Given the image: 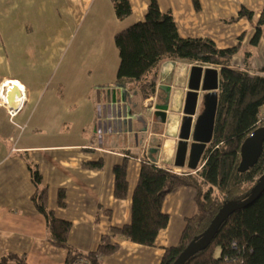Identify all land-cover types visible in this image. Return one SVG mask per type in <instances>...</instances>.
I'll use <instances>...</instances> for the list:
<instances>
[{
  "label": "crops",
  "instance_id": "obj_1",
  "mask_svg": "<svg viewBox=\"0 0 264 264\" xmlns=\"http://www.w3.org/2000/svg\"><path fill=\"white\" fill-rule=\"evenodd\" d=\"M129 2L131 14L118 19L111 0H0V84L16 83L21 91L10 106H19L13 117L0 98V256L14 253L27 264H64L67 255L47 239L45 218L31 200L34 185L24 155L40 170L48 207L71 223L68 242L80 252L95 250L111 225L130 221L141 166L137 155L145 145L156 164L177 168L173 162L193 64L163 60L156 91L146 99L115 84L114 34L143 20L149 4ZM157 2L161 11L171 12L180 36L208 37L226 48L243 35L231 65L246 70L245 52L249 73L264 65V32L257 46L250 44L264 0H198L199 8L192 0ZM241 7L254 11V18L231 20ZM114 104L122 124L116 131H99L106 105L109 113ZM124 158L128 192L118 199L112 168ZM98 159L101 169L82 166ZM60 188L64 206L57 203ZM195 196L193 187L174 188L162 204L168 223L154 244L121 239L119 249L100 264H160L164 249L178 243L187 218L196 213Z\"/></svg>",
  "mask_w": 264,
  "mask_h": 264
},
{
  "label": "trees",
  "instance_id": "obj_2",
  "mask_svg": "<svg viewBox=\"0 0 264 264\" xmlns=\"http://www.w3.org/2000/svg\"><path fill=\"white\" fill-rule=\"evenodd\" d=\"M192 2L199 8L198 0ZM111 3L118 19H124L132 12L129 0H111ZM254 16V11L241 7L231 20L253 19ZM255 18V29L250 38L252 46L259 44L264 32V5ZM113 38L119 55L114 83L132 88L140 99L155 93L158 69L165 59L218 68L213 135L202 155L203 165L194 173H177L171 167L156 164L154 153L149 152L141 160L132 193L130 221L120 226L111 225L93 251L80 252L70 245L71 223L56 217L48 207V188L40 170L24 155L34 185L31 200L45 218L47 239L67 250L64 264H71L77 255H82L87 264H100L103 256L119 249L121 239L153 245L159 231L168 223V214L162 210L166 195L176 187H193L197 211L187 218L178 243L164 249L160 261V264H173L186 245L207 229L223 203L246 198L264 171V143L252 167L244 172L237 169L240 146L255 128L257 113L264 106V65L249 73V52H245L246 70L231 65L241 48L243 35L238 37L235 45L226 48L218 47L208 37L180 36L171 12L161 11L157 0H149L143 20L116 32ZM82 166L101 169L103 160L86 161ZM112 171L113 195L123 199L128 192L127 159L114 164ZM65 197V190L60 188L57 193L59 206L65 205ZM0 264L27 263L24 256L6 253L0 256ZM184 264H264V192L249 205L233 211L220 224L208 246L190 256Z\"/></svg>",
  "mask_w": 264,
  "mask_h": 264
},
{
  "label": "water",
  "instance_id": "obj_3",
  "mask_svg": "<svg viewBox=\"0 0 264 264\" xmlns=\"http://www.w3.org/2000/svg\"><path fill=\"white\" fill-rule=\"evenodd\" d=\"M218 68L193 64L190 67L189 80L183 106V119L180 125L179 139L177 141L174 165L196 170L207 144L213 135L214 121L217 109ZM199 92L202 94V108L197 112ZM21 97V91L16 83L6 92V102L13 105L16 98ZM108 113L105 107V120L98 122L101 127H108L109 131H116L122 124L119 117L118 106L114 104ZM107 111V112H106ZM165 116L164 111L160 110ZM264 143V126L252 131L240 146V161L238 171L244 172L252 167L258 160ZM264 192V171L259 176L252 192L244 199L237 202H225L212 219L210 225L199 237L190 241L180 252L173 264H184L193 254L208 246L220 224L235 210L243 208L253 202Z\"/></svg>",
  "mask_w": 264,
  "mask_h": 264
},
{
  "label": "built area",
  "instance_id": "obj_4",
  "mask_svg": "<svg viewBox=\"0 0 264 264\" xmlns=\"http://www.w3.org/2000/svg\"><path fill=\"white\" fill-rule=\"evenodd\" d=\"M208 65V64H207ZM208 66H212L213 67V65H208ZM4 83H2L1 82V89H0V98L2 99V101L3 102H5V103H7L6 102V92H7V90L12 86V84H6V85H3ZM20 87V86H19ZM146 106H148V108L149 109H152L153 108V105L152 104H148V105H146ZM18 109H19V106L18 107H16V108H13V107H10L9 106V108H8V114H9V116L10 117H13L15 114H16V112L18 111ZM260 126H264V106H262L260 109H259V111H258V113H257V120H256V126H255V128L254 129H256V128H258V127H260ZM253 129V130H254ZM252 130V131H253ZM252 131L248 134V135H250L251 133H252ZM149 148H148V146H144L143 147V149H142V152H141V154H140V156H138V160L139 161H141L144 157H146L147 155H148V153H149V150H148ZM203 163L204 162H199V166H198V168H200L202 165H203ZM173 171H176V172H181V170H179V169H176V168H174L173 169ZM191 172H195V170L194 171H191ZM71 264H87V260L82 256V255H77L75 258H74V260L72 261V263Z\"/></svg>",
  "mask_w": 264,
  "mask_h": 264
},
{
  "label": "rangeland",
  "instance_id": "obj_5",
  "mask_svg": "<svg viewBox=\"0 0 264 264\" xmlns=\"http://www.w3.org/2000/svg\"><path fill=\"white\" fill-rule=\"evenodd\" d=\"M203 65H204V64H203ZM206 66H208V65H206ZM204 67H205V66H204ZM213 67H214V66H213ZM201 108H202V105H201L200 109H201ZM197 112H198V111H197ZM137 158H138V157H137ZM200 162H203V161L200 160ZM198 166H199V164H198ZM181 168H182V167H177V168H176V169L181 170V172H177V173H182V172H186V171H189V172L194 171V170H190V169H187V168H186L185 170H182ZM200 168H201V167H200ZM200 168L197 167L196 170H198V169H200ZM172 170H173V169H172ZM196 170H195V172H196ZM174 172H176V171H174ZM192 173H193V172H192ZM215 193L218 194V192H217L216 190H215Z\"/></svg>",
  "mask_w": 264,
  "mask_h": 264
}]
</instances>
